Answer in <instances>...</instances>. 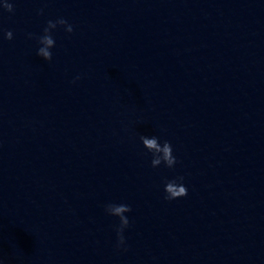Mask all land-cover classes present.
<instances>
[{
    "label": "clouds",
    "instance_id": "1",
    "mask_svg": "<svg viewBox=\"0 0 264 264\" xmlns=\"http://www.w3.org/2000/svg\"><path fill=\"white\" fill-rule=\"evenodd\" d=\"M3 9L8 12L14 11V6L12 3H9L8 0H5L3 5H0ZM43 10H40V14H42ZM58 26H62L67 33L73 32V26L68 23L64 18H59L55 21L49 20L47 22V26L43 30V35L39 36L38 42L41 45L37 51V55L42 57L45 61H51L52 53L50 49L55 46V40L51 34L52 30L56 29ZM4 38L7 40H11L13 38V32L8 30L4 33ZM29 38H32V34H29ZM80 77H76L79 79ZM140 140L143 143V146L153 154V158L151 160L152 167H158L163 163L168 168H172L176 163V158L173 156V150L170 142L164 141L163 145L158 142V138L153 136L151 138L147 136H140ZM183 177H177L174 180L166 181L164 191L166 193V200H174L177 198H181L186 196L187 188L183 185V183H178L177 181H183ZM105 211L112 216L119 218V225L116 227L117 232V247L123 245L125 243L123 232L124 229L129 226V220L124 215V213L130 212V206L126 204H108L105 206Z\"/></svg>",
    "mask_w": 264,
    "mask_h": 264
}]
</instances>
